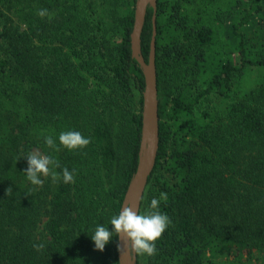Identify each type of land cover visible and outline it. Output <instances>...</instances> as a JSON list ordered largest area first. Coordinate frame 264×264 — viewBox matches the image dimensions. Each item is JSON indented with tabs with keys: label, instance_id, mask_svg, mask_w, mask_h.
I'll use <instances>...</instances> for the list:
<instances>
[{
	"label": "trees",
	"instance_id": "1",
	"mask_svg": "<svg viewBox=\"0 0 264 264\" xmlns=\"http://www.w3.org/2000/svg\"><path fill=\"white\" fill-rule=\"evenodd\" d=\"M134 9L135 0H0V264H119L118 237L99 251L91 235L113 231L138 161ZM155 14L159 147L140 212L164 192L171 224L156 255L136 264H264V0H157ZM211 94L227 102L222 113L202 109ZM68 130L90 144L63 148ZM31 152L58 160L57 173L74 170V182L41 176L33 186Z\"/></svg>",
	"mask_w": 264,
	"mask_h": 264
},
{
	"label": "clouds",
	"instance_id": "2",
	"mask_svg": "<svg viewBox=\"0 0 264 264\" xmlns=\"http://www.w3.org/2000/svg\"><path fill=\"white\" fill-rule=\"evenodd\" d=\"M38 15L43 18L50 16L47 9H41ZM59 145L69 151H76L87 147L91 140L85 138L79 131H62L58 137ZM45 144L49 149L59 151L56 140L52 136L45 137ZM28 162L26 178L33 186H43L44 181L40 178L51 177L53 182L61 179L65 184L74 182V170L70 172L67 167L62 169V174L57 173L55 169L60 168L59 161L51 155H42L39 152H31L25 157ZM12 191L7 190V195ZM166 193L161 192L159 199L153 198L145 211L140 212L134 204H125L117 215H113L109 221L113 231H109L105 225H97L91 239L94 241L95 248L103 251L105 245L109 243L113 236L123 240V246L118 245V250L123 253L124 247L127 248L129 258L132 256L149 257L156 255V241L171 224L170 218L159 210L160 201H167ZM45 245L34 244L36 251L44 249Z\"/></svg>",
	"mask_w": 264,
	"mask_h": 264
},
{
	"label": "water",
	"instance_id": "3",
	"mask_svg": "<svg viewBox=\"0 0 264 264\" xmlns=\"http://www.w3.org/2000/svg\"><path fill=\"white\" fill-rule=\"evenodd\" d=\"M157 0H135L134 22L130 34L131 55L138 62L143 76L144 89L142 92L141 131L136 169L131 176L124 193L120 211L125 204H134L140 211L141 200L145 192L148 178L151 175L159 147V114L158 90L155 65L156 39V11ZM154 11L152 16V35L148 60L145 61L141 53V32L144 25L147 8ZM123 246V240L118 237V245ZM119 264H136L137 256L129 258L127 248L123 253L118 250Z\"/></svg>",
	"mask_w": 264,
	"mask_h": 264
},
{
	"label": "rangeland",
	"instance_id": "4",
	"mask_svg": "<svg viewBox=\"0 0 264 264\" xmlns=\"http://www.w3.org/2000/svg\"><path fill=\"white\" fill-rule=\"evenodd\" d=\"M226 103H227L226 101L222 100L217 95L211 94L210 99L202 103L201 107L203 110L211 109L212 111L222 113L224 111Z\"/></svg>",
	"mask_w": 264,
	"mask_h": 264
}]
</instances>
